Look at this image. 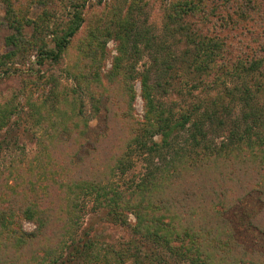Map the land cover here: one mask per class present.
<instances>
[{
	"label": "trees",
	"instance_id": "1",
	"mask_svg": "<svg viewBox=\"0 0 264 264\" xmlns=\"http://www.w3.org/2000/svg\"><path fill=\"white\" fill-rule=\"evenodd\" d=\"M125 2L128 4L126 12L120 11V16L116 17L110 10L107 14L108 24L104 21V25L99 30L95 27L91 30L92 33H89L92 41L96 40V46L100 47L102 51L100 55L103 56L102 44L106 39L115 37L120 41L119 55L116 56L118 63L130 57L131 51L138 49V43H144L143 46L147 48L151 45V39L147 34H142L138 30L133 31L136 25L131 12L135 6L134 0H125ZM206 3V0H173L168 18L175 21L194 13L193 11L203 13ZM82 7L83 4L72 6L69 21L60 30L46 26L49 40L46 35L39 37L35 33L37 32L35 28L32 37L24 41L21 29L25 24L19 22L12 14L11 22L17 24V32L8 39L13 49L10 53L0 56V71L6 73L3 66L7 60L21 53L23 57L27 56L31 48L37 51L38 64H42L47 59L59 61L66 54L71 39L84 21ZM249 19H251L250 15L236 13L235 28L247 24ZM110 23L115 25V30L110 28ZM202 38L196 42L201 52H198V59H195V63L190 64V67L194 71L207 74L212 67L210 62L215 63L216 60V52L213 51L217 50L218 54V51L226 45L224 39L217 36L208 34L202 35ZM192 43H195L194 39ZM84 51L83 46L79 47L75 54V63L68 65V73L78 88H88L87 69L93 66L86 62L87 57L83 55ZM79 59L82 64L77 62ZM156 59L158 66L160 63L165 66L166 71L163 73H166L169 70V66L165 65L166 59L163 57ZM263 63L262 57H256L250 61L239 59L234 61V65L232 64L229 71L231 75H234V86L231 89L227 88L226 97H232L234 92V100L238 101L240 108L237 113L234 109V116H231V111L228 109L229 103L223 104L222 96H216L214 99H209L210 101L205 100L204 104L200 98H196L189 111L184 110L178 113L172 106L156 98L154 87L149 83L151 67L136 71L134 64L130 67L123 66V69L118 65L114 66L108 75V80L116 85L118 77L122 76L126 82L125 95L124 92L119 94L118 90L115 89V91L126 104L121 114L122 123L124 126H130L133 132L129 134V138H125V143L122 145L123 152L117 157L109 158L113 163L110 166V172L116 170L123 175L132 166L130 156L133 153L144 156L145 171L137 181L133 180L125 189H120L111 182V174L105 180L106 182L100 178L85 179L74 176L68 182H61L60 179V182L52 184L59 192V197L63 196L66 199V203L59 208L56 204H50V208L49 206L45 208L40 206L38 201L34 202L35 200L33 202L28 200L26 204L27 201L24 200L23 206L15 205L0 213V228L6 231L0 232L2 250L6 251L7 256L10 255L8 252L12 247V239L19 241L20 237L28 235L21 230L19 219L33 220L37 226V234H34V237L40 238L44 234L42 229L52 222L54 210L60 213L64 210L63 214L70 216L66 219L68 226H65V232L69 231L65 239L69 238L68 234L77 232L79 211L85 207L87 200H91L95 207L108 208L109 221L125 224L128 213H132L135 218L134 224L131 225L133 233L138 236L137 239L140 242L143 240L147 243L149 250L159 255L161 263L264 264V253L241 250L235 241L233 242L229 229L218 220L216 222L211 220L215 224H211L213 229L208 226L210 222H205L202 229H193L191 225L183 229L184 224L189 220L187 217L192 213L215 218V215L210 212L217 207L216 205L222 204L221 198L224 195L230 196L229 193L233 189L235 191L241 186L254 187L255 170H261L264 173V106L258 105L257 101L256 104L253 102L257 97L256 94L262 92L261 88L264 87L259 77L254 78V72L258 71L264 65ZM263 73L260 72L259 76H263ZM93 76V81H100L99 75L94 73ZM43 77V75L32 77L17 91H13L11 98L14 101L10 100L13 103L12 106L7 103L0 104V129L12 113H19L20 110L25 109L32 126L40 131L37 138V154L24 167L23 174L28 175L23 176L21 173V176L17 175L18 167L24 157L18 159L11 157L12 160L5 169L6 175L0 173V182H5L8 177H11L16 184L19 183L25 187V183L29 182L27 180L29 176L38 182L41 176H45L47 167L54 168L53 166L59 162L61 166L71 164L66 154L68 149L74 146L76 141L78 142L77 131L73 129V120L80 117L82 113L81 110L77 112L78 96L75 89L70 92L58 88V85L48 92L44 91L47 79L41 83ZM136 78L140 79L141 84L140 94L144 108L142 119L134 118L131 112L135 92L130 81ZM33 89H36L38 97L34 96ZM103 91L106 92L107 88L104 87L101 91L94 89L93 94L101 95ZM93 94L91 98L95 100ZM20 96L23 99L22 102L19 100ZM97 101H95L96 104ZM97 109L95 106V110ZM62 133L67 135L60 139L59 135ZM213 135H222L223 138L218 144H213L214 140H209ZM156 136H159V140H154ZM258 183L259 181L257 186H259ZM12 186L14 189L17 187L15 184ZM259 187L264 194V182ZM207 193L211 203L206 201ZM10 197L4 194L0 197V202ZM207 209H210V212ZM184 215H186L185 222L182 221ZM255 225L258 226L257 223ZM209 229L214 234H209ZM209 235L212 238L207 241ZM82 242L84 243L80 246L81 249L76 247V253L83 255V264L96 262L119 264L129 251L126 248L116 249L108 244H98L87 237L83 238ZM97 245L99 248L95 249ZM233 248L234 252H232ZM0 252L3 254L2 251Z\"/></svg>",
	"mask_w": 264,
	"mask_h": 264
},
{
	"label": "rangeland",
	"instance_id": "2",
	"mask_svg": "<svg viewBox=\"0 0 264 264\" xmlns=\"http://www.w3.org/2000/svg\"><path fill=\"white\" fill-rule=\"evenodd\" d=\"M172 1L134 0L135 6L131 12L136 25L133 27V31L138 30L142 34H147L151 39V45L147 48L143 46L144 43H138V49L134 52L131 51L130 57L118 63L116 56L119 55L120 41L115 37L106 39L102 44L103 56L100 55L102 53L100 47L96 46V40L92 41L89 33H92L91 30L95 27L99 30L104 25L103 22H107V14L110 10L116 17L120 16V11L126 12L128 4L125 0H0V56L10 53L13 49L8 39L17 32V24L11 22L14 15L19 22L25 24L21 29L24 41L32 37L35 28L37 29L35 33L39 37L47 36V28L60 30L69 21L74 4H83L82 18L84 19L80 29L71 39L66 54L59 61L54 62L47 59L42 64H38L36 62L37 51L31 48L28 50L27 56L23 57L21 53L7 60L3 66L6 73L0 71V104L7 103L12 106L13 103L10 100H13L11 98L13 91H17L32 77L43 75L41 83L47 79L44 91L48 92L54 89L55 85L66 91L75 89L79 100L77 112L80 110L82 112L80 117L73 120V129L75 128L77 131L78 142L76 141L66 154L71 164L61 166L59 162L53 166L54 168L48 169L47 167L45 176H41L38 182L29 176L27 179L29 182L25 183V187L19 183L16 184L11 177H8L5 182H0V197L4 194L7 197L11 196L0 202V213L15 205L23 206L24 200L27 201L26 204H28V200L32 202L35 200L34 202L38 201L42 207L49 206L50 208V204H56L59 208L66 203V199L63 196L59 197V192L52 184L60 182V179L61 182H68L74 176L85 179L100 178L105 181L111 174V182L119 186L120 189H125L130 186L133 180L137 181L143 174L145 159L144 156H139L136 153L130 156L132 166L123 175L117 173L116 170L110 172V166L113 165L111 157H117L123 152L122 145L125 143V138H129V134L131 135L133 132L130 126H124L121 119L123 107L126 104L119 94L124 92L125 95L126 82L122 76L118 77L116 85L108 80L110 71L116 65L123 69V66L130 67L131 64H134L136 71H143L151 67L149 83L154 87L156 98L172 106L178 113L184 110L189 111L196 98H200L203 102L214 99L216 96L223 97V104L229 103L228 109L231 111V116H234V109H236V113L237 110L239 111L240 106L238 101L234 100V92L232 97H226L227 88L231 89L234 86V75H231L229 70L234 65V61L239 59L250 61L252 58L262 57L264 60V0L249 2L246 0H206L203 13L193 11L194 13L187 14L175 21L168 18ZM236 13L250 15L251 19L246 22L247 24L235 28ZM27 21L28 24H26ZM18 25L20 24L18 23ZM109 25L111 29H116L112 23ZM46 26L48 27L46 28ZM208 34L224 39L226 47L220 49L218 54L217 50L213 51L216 52L215 63L210 62L212 67L209 68L207 74H202V72L194 71L190 64H194V60L198 59L200 48L196 42L203 39L202 35ZM49 37L48 35V40ZM193 39L195 43H192ZM50 45L52 44L50 43ZM82 46L85 49L83 55L87 57L86 62L93 64L87 69L88 88H78L68 73V65L75 63L77 49ZM22 51L25 52V50ZM155 57L166 59L165 65L169 66L166 73H163L166 71L165 66L161 63L158 66V60ZM77 62L80 64L81 60L79 59ZM263 71L264 65L254 72V78L259 77V80L264 83ZM260 72L263 73V76H259ZM94 73L99 75L100 81L92 80ZM130 84L135 92L132 115L136 119H142L144 108L143 98L140 94V79L136 78L130 81ZM104 87L107 88L106 92L103 91L101 95L93 94L94 89L101 91ZM263 88H261L262 92L256 94L257 97L253 100L254 104L257 101L258 105L264 106ZM115 89L119 91V94ZM33 90L34 96L38 97L36 89ZM92 94L96 98L95 100L91 98ZM19 100L23 101L21 96ZM95 106H97V110H95ZM39 134L40 131L32 126L25 109L20 110L19 113H12L11 117L5 121L3 128L0 129V170L4 169L0 172L2 175H6L5 169L12 160L11 157L16 159L24 157L18 167L19 174L17 175L24 173L27 162L37 154ZM66 135L67 133L65 135L62 133L59 138L62 139ZM222 138V135H213L209 140H214L212 143L218 144ZM154 140H159V136H156ZM255 171L254 187L241 186L235 191L233 189L229 193L230 196L225 197L226 195H224L221 198L222 204L216 205L217 207L211 212L210 209H207L208 212L215 215V218L208 217L209 215L202 217L192 213L187 217L189 220L186 221V215H184L182 221H186V223L183 229L185 230L187 225H191L193 229H202L205 222H210L208 226L212 228L211 224H215L211 220L213 219L215 222L218 220L229 229L233 242L235 241L241 250L264 253V194L259 189V186L264 182V173L261 170ZM25 175L28 174H23V176ZM258 181L259 186H257ZM13 184L17 186L16 189L12 186ZM206 201L211 203L208 193ZM107 212L108 208L95 207L94 202L87 200L85 207L79 211L77 232L68 234L69 238L66 239L65 236L69 232H65L68 226L66 219L70 216L63 214L64 210L63 213L57 210L52 212V222L42 229L44 234L40 238L34 237V234H37L36 223L31 219L21 218L19 219L20 228L28 235L20 237L19 241L12 239V247L8 248L10 250L8 256L6 251L0 247V251L3 252V254L0 252V264H83L84 257L81 253H76V247L80 248L84 243L82 239L86 237L95 240L98 244H108L116 249H129L119 264L170 263H161L159 255L149 250L145 241L141 240L140 242L137 239L138 236L131 229V225L135 222L132 213H128L127 223L122 224L119 221H109ZM209 230V234H212L211 229ZM4 231V229L0 230V232ZM208 238L207 241L212 237L210 238L209 235ZM96 248H99L98 245ZM232 252H234V248ZM88 264H100V262Z\"/></svg>",
	"mask_w": 264,
	"mask_h": 264
}]
</instances>
